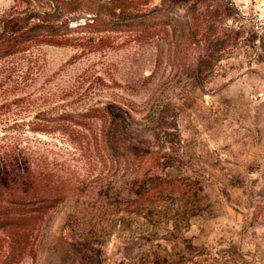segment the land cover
Segmentation results:
<instances>
[{
	"label": "rangeland",
	"instance_id": "obj_1",
	"mask_svg": "<svg viewBox=\"0 0 264 264\" xmlns=\"http://www.w3.org/2000/svg\"><path fill=\"white\" fill-rule=\"evenodd\" d=\"M142 1L0 56V264H264V0Z\"/></svg>",
	"mask_w": 264,
	"mask_h": 264
},
{
	"label": "trees",
	"instance_id": "obj_2",
	"mask_svg": "<svg viewBox=\"0 0 264 264\" xmlns=\"http://www.w3.org/2000/svg\"><path fill=\"white\" fill-rule=\"evenodd\" d=\"M141 1L142 0H54L53 7L45 13L14 16L5 20L4 26L0 32V56H6L20 50H25L31 41L43 40L51 43H61L62 39L59 38L60 31L64 25H68V15L81 8L86 9L88 13H93V18H90L92 21L88 22L91 26H104L106 24L118 26L123 23L130 26L133 24L131 21L137 19V12H134V10L139 6ZM141 3L144 4L143 1ZM118 9L120 10L118 11ZM261 45H263L264 49V39ZM29 162L28 160V165L22 176L25 178L23 182H21L23 184L35 177L32 172H37L35 169L32 171L31 163ZM13 176L8 172H5L4 176L0 175V195H3L2 191L7 190L11 182H14L15 178ZM15 182L18 181L16 180ZM31 182L37 184L40 180L36 178ZM31 188L34 189L32 186ZM30 198H32L30 201L39 203L47 201L51 198V195L45 193L40 194V192L34 190ZM26 202L27 201L19 200L17 204H25ZM1 203H3V200H0V227L7 224L9 219H22V215H26L27 212L30 211L24 209L26 207L20 205L10 208L3 206ZM29 204L31 205L32 203Z\"/></svg>",
	"mask_w": 264,
	"mask_h": 264
}]
</instances>
